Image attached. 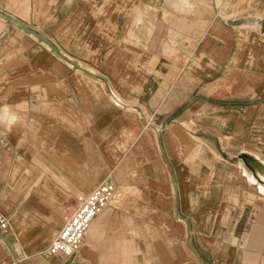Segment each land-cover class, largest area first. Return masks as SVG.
<instances>
[{
    "label": "crops",
    "instance_id": "obj_1",
    "mask_svg": "<svg viewBox=\"0 0 264 264\" xmlns=\"http://www.w3.org/2000/svg\"><path fill=\"white\" fill-rule=\"evenodd\" d=\"M0 210V264H264V0H0Z\"/></svg>",
    "mask_w": 264,
    "mask_h": 264
},
{
    "label": "built area",
    "instance_id": "obj_2",
    "mask_svg": "<svg viewBox=\"0 0 264 264\" xmlns=\"http://www.w3.org/2000/svg\"><path fill=\"white\" fill-rule=\"evenodd\" d=\"M116 190L111 181L102 182L89 195L80 199L77 209L67 217L63 229L56 235L47 254L65 259L78 258L92 222L109 207ZM11 229L10 219L0 210L1 236L7 235ZM9 264H19V261L13 259Z\"/></svg>",
    "mask_w": 264,
    "mask_h": 264
},
{
    "label": "rangeland",
    "instance_id": "obj_3",
    "mask_svg": "<svg viewBox=\"0 0 264 264\" xmlns=\"http://www.w3.org/2000/svg\"><path fill=\"white\" fill-rule=\"evenodd\" d=\"M65 223H66V221H65ZM65 223H64V224H65ZM63 226H64V225H63ZM61 230H62V229H61ZM61 230H60V231H61ZM58 233H59V232H58Z\"/></svg>",
    "mask_w": 264,
    "mask_h": 264
}]
</instances>
